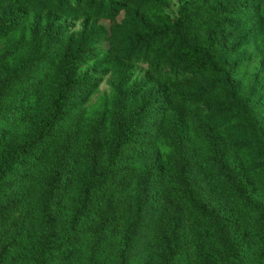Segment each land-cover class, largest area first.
<instances>
[{"label": "trees", "instance_id": "obj_1", "mask_svg": "<svg viewBox=\"0 0 264 264\" xmlns=\"http://www.w3.org/2000/svg\"><path fill=\"white\" fill-rule=\"evenodd\" d=\"M164 8L0 0V264H264V0H179L174 18ZM46 10L124 19L74 45L39 20L13 40ZM233 25L246 32L225 48L219 32ZM101 41L109 60L176 58L232 126L132 92L88 118L95 87L77 72ZM177 77L172 62L160 79L179 88Z\"/></svg>", "mask_w": 264, "mask_h": 264}, {"label": "rangeland", "instance_id": "obj_2", "mask_svg": "<svg viewBox=\"0 0 264 264\" xmlns=\"http://www.w3.org/2000/svg\"><path fill=\"white\" fill-rule=\"evenodd\" d=\"M165 12L170 18L177 15L179 0H163ZM142 12L138 13L141 18ZM124 19V12L119 15L115 22L105 20H95L88 18L79 12H72L69 16H61L54 10H46L40 15L29 13L25 17V28L13 36V40L28 38V28L32 26L34 20H39L40 25L49 26L56 30L62 28L65 33L64 41H69L74 45L77 41L90 35L93 25L109 28L119 25ZM230 32H219L218 39L225 48H235L237 43L243 39L246 29L242 26L233 25ZM96 51H90V58L78 69V76H89L93 80L95 90L85 104L86 116L94 117L99 111L108 108L115 95L121 92L123 95L132 92L137 99L161 100L167 98L166 103L173 107L184 108L183 103H189L187 114L198 115L200 117H210L215 111L214 121L222 129L224 126H232V122L227 119L224 111L212 105V102L198 100L196 97L204 87V83L195 80L186 74H182V68L176 58L169 61L161 60L158 65L149 62L148 57L139 56V59L132 61L121 58L112 53L113 59L109 60L110 46L106 41H101L96 46ZM127 50V51H126ZM130 49H125L124 53ZM174 62L178 66L179 88L173 85H164L160 76L167 74L170 63ZM180 76V77H179ZM224 121V122H223ZM216 128V126H214ZM229 127V126H228ZM234 136L226 137V142L236 144ZM155 154H164L165 149L158 144L153 151Z\"/></svg>", "mask_w": 264, "mask_h": 264}]
</instances>
